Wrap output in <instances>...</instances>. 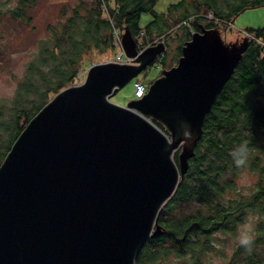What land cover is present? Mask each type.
Returning a JSON list of instances; mask_svg holds the SVG:
<instances>
[{
  "label": "water",
  "instance_id": "1",
  "mask_svg": "<svg viewBox=\"0 0 264 264\" xmlns=\"http://www.w3.org/2000/svg\"><path fill=\"white\" fill-rule=\"evenodd\" d=\"M218 30L200 24L177 63L118 105L109 96L165 48L138 50L124 28L129 61L91 64L29 119L0 162V264H136L247 45L222 44Z\"/></svg>",
  "mask_w": 264,
  "mask_h": 264
},
{
  "label": "trees",
  "instance_id": "2",
  "mask_svg": "<svg viewBox=\"0 0 264 264\" xmlns=\"http://www.w3.org/2000/svg\"><path fill=\"white\" fill-rule=\"evenodd\" d=\"M186 1L174 5L183 9L181 12L175 9L177 13L163 15L153 10L155 0H117V9L110 13L113 24L128 28L135 40L141 29L150 40L175 24H179L177 28L184 27L187 40L191 30L199 29L196 20L204 19L208 11L212 17L204 26L212 27L217 26L213 19L227 23L244 8L264 3V0H188L192 9H187L183 8ZM29 2L18 0L9 10L10 17L30 19L25 12ZM143 10L151 11L153 20L141 28L138 19ZM59 15L56 23L47 24L49 36L40 41L37 55L27 63L11 98L0 100V162L29 119L56 92L75 82L87 62L84 55L114 48L112 26L99 0H76L69 6L64 3ZM246 30L264 42V25ZM255 38L248 36L242 57L204 117L185 173L159 210L157 221L164 232L144 240L136 252V264H155L151 261L158 255L156 247L176 255L191 251L196 264L199 251L213 249L216 232L236 226L248 210L264 213V44ZM164 58L165 50L163 58L155 62ZM153 121L165 130L162 124ZM177 154L178 150L173 153L175 162ZM242 168L256 175L253 188L247 194L230 195L234 175ZM187 201H195L199 209L182 216L168 215L178 203ZM195 246L199 249L193 251ZM219 264H264L263 220L257 222L249 244L238 243L231 256Z\"/></svg>",
  "mask_w": 264,
  "mask_h": 264
},
{
  "label": "rangeland",
  "instance_id": "3",
  "mask_svg": "<svg viewBox=\"0 0 264 264\" xmlns=\"http://www.w3.org/2000/svg\"><path fill=\"white\" fill-rule=\"evenodd\" d=\"M17 1L0 0V100H9L11 98L27 63L37 55L40 41L49 36V32L46 30L47 24L56 23L60 18L59 8L62 4L65 3L69 6L76 2V0H30V6L27 3L25 9L26 16L27 14L30 15V19L27 20L25 16L17 18L10 17L9 10L17 4ZM179 1L155 0L153 10L163 15H166L168 12L177 13L175 12L177 8L174 5ZM184 3L185 6L183 8L192 9V5L188 4V0ZM177 10L181 12L183 9ZM207 15L208 17L205 16L204 19L196 20V22L204 26L209 21V18H211L209 12ZM152 20V12L143 10L139 15L138 25L144 28ZM213 20L217 22L222 44L228 45L230 42L239 43L244 37L248 40L247 33L244 30L258 28L264 25V3L244 8L227 23L217 19ZM178 25L175 24L165 33L153 37L154 39L160 36L165 40V58L162 61H157L159 65L157 66V63L154 61L153 64L146 66L142 71L118 87L109 96V101L118 105L127 104L130 100L136 98L134 95L135 80H142L148 86L150 81L159 76L163 69L177 63L180 53L179 50L185 42V29L184 27L177 28ZM136 39L139 43L143 40L144 42L149 41L145 36L140 35H137ZM118 51V48L114 47L106 52H97L94 50L88 52L84 55L87 62L77 75L74 83L83 81L86 70L91 64L109 61ZM180 147L175 151L179 150ZM255 179L256 175L250 170L246 168L239 169L234 175V185L230 195L238 196L240 192L247 194L253 188ZM198 209L199 207L195 201L180 202L168 215L182 216L187 213L192 214ZM262 220L264 222V213H259L256 210H248L243 220L236 226L229 227L224 231H218L213 235V249L199 251V262L196 264H219L227 260L236 245L240 243L239 237L244 233L253 236L256 233L257 222ZM159 249L157 247L155 248L158 255L151 261L152 263L194 264L193 258L195 254L191 251H180L181 255H176L173 251H166L164 253V250ZM198 249L199 246H195L193 251Z\"/></svg>",
  "mask_w": 264,
  "mask_h": 264
},
{
  "label": "built area",
  "instance_id": "4",
  "mask_svg": "<svg viewBox=\"0 0 264 264\" xmlns=\"http://www.w3.org/2000/svg\"><path fill=\"white\" fill-rule=\"evenodd\" d=\"M99 5L103 11V14L104 16L109 20V22L111 23V38H112V43H113V46L115 48H118V52L115 54V56L111 59V60H114V61H118V62H127L129 61L130 59L124 55L123 53V50H122V46H121V34L123 32V29L120 27V26H117L115 24H113V20H112V14L110 13V10L111 11H115L118 7V3H117V0H99ZM209 14L211 15L210 17H212V13L211 11H208ZM207 12V14H208ZM206 14V16L208 17V15ZM185 22V21H183ZM191 32H193L191 30ZM244 32L247 33V36H251L253 38H255L250 32H248L247 30H244ZM144 30L141 29L139 31V35L140 36H145L144 34ZM256 40L258 41H261L257 38H255ZM163 42L164 45H165V41L164 39H162L160 36H158L157 38H154V39H151L149 41H146L144 42V40L142 42H137V39H136V47L138 50H141L143 49L144 47L148 46V45H151V44H156L157 42ZM263 44L264 42L261 41ZM164 50L165 48L158 52L153 60L156 61V60H159L160 58H163L164 56ZM153 62L151 64H153ZM157 63V62H156ZM157 66L159 65L158 63L156 64ZM79 74V73H78ZM77 74V75H78ZM147 89V85H145V83L142 81V80H135L134 81V95L137 97L141 96Z\"/></svg>",
  "mask_w": 264,
  "mask_h": 264
},
{
  "label": "clouds",
  "instance_id": "5",
  "mask_svg": "<svg viewBox=\"0 0 264 264\" xmlns=\"http://www.w3.org/2000/svg\"><path fill=\"white\" fill-rule=\"evenodd\" d=\"M240 162H241V161H240L239 158L236 159V163H237V164H239ZM250 240H251V236H250L249 234H247V233H244V234H242V235L239 237V242H240L241 244H244V245L249 244Z\"/></svg>",
  "mask_w": 264,
  "mask_h": 264
},
{
  "label": "bare ground",
  "instance_id": "6",
  "mask_svg": "<svg viewBox=\"0 0 264 264\" xmlns=\"http://www.w3.org/2000/svg\"><path fill=\"white\" fill-rule=\"evenodd\" d=\"M188 136H189V140L187 141V143H189V142H190V138H191V137H190V135H188Z\"/></svg>",
  "mask_w": 264,
  "mask_h": 264
}]
</instances>
